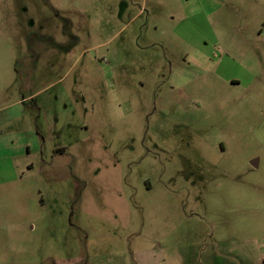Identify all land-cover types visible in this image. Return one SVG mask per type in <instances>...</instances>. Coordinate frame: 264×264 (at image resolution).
<instances>
[{"label": "rangeland", "instance_id": "obj_1", "mask_svg": "<svg viewBox=\"0 0 264 264\" xmlns=\"http://www.w3.org/2000/svg\"><path fill=\"white\" fill-rule=\"evenodd\" d=\"M0 184V264H263L264 0H0Z\"/></svg>", "mask_w": 264, "mask_h": 264}, {"label": "crops", "instance_id": "obj_2", "mask_svg": "<svg viewBox=\"0 0 264 264\" xmlns=\"http://www.w3.org/2000/svg\"><path fill=\"white\" fill-rule=\"evenodd\" d=\"M28 50V49H27ZM30 57H32L31 56V54H30V52H29V55H28V53H27V55H25V57H23V58H21V59H19L20 61H23L24 63H27V66H29V61H30ZM30 70V68H28V71ZM15 73L18 75V76H21V73H20V70L18 69V67L16 66V68H15ZM32 98V97H31ZM28 99L27 98H22L21 100H19V101H17L15 104H18V105H22V104H25L26 103V101H27ZM12 146H10V153H11V158L14 160V162H15V168H16V171H17V174H18V172H20L19 171V167L21 166V163L23 162V160H22V158L25 156H23V153H22V150H23V146L22 145H16L15 143H12L11 144ZM25 146V148H26V150H27V155L28 156H30V155H32L33 154V152L31 151V147H30V145H24ZM37 152H38V149L36 150ZM27 165H26V168H31L32 169V165L31 164H28V163H26ZM14 168V169H15ZM30 169V170H31ZM23 167H22V172H23ZM12 182H14V181H12ZM0 185H2V184H0ZM236 263H239L238 261L236 262ZM232 264H234V263H232ZM264 264V263H263Z\"/></svg>", "mask_w": 264, "mask_h": 264}]
</instances>
